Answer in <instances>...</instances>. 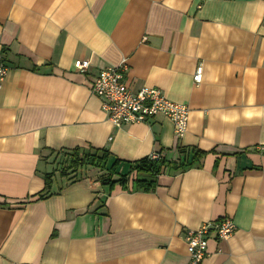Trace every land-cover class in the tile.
I'll return each mask as SVG.
<instances>
[{"label": "crops", "instance_id": "crops-1", "mask_svg": "<svg viewBox=\"0 0 264 264\" xmlns=\"http://www.w3.org/2000/svg\"><path fill=\"white\" fill-rule=\"evenodd\" d=\"M0 43V264H189L185 230L224 217L235 231L210 232L197 264H264V0H0ZM123 60L131 89L188 107L181 139L164 116L107 119L90 83ZM179 144L200 165L163 169L153 192L52 164L104 148L123 173Z\"/></svg>", "mask_w": 264, "mask_h": 264}, {"label": "built area", "instance_id": "built-area-1", "mask_svg": "<svg viewBox=\"0 0 264 264\" xmlns=\"http://www.w3.org/2000/svg\"><path fill=\"white\" fill-rule=\"evenodd\" d=\"M74 68L83 73L89 67L88 60H75ZM128 69L126 60L118 65L106 66L94 76L90 89L100 100L101 109L114 126L146 122L156 116H164L173 124V132L177 139L185 134L188 125L189 109L182 103L169 100L157 87L140 86L131 89L125 82ZM8 66L4 60L3 46L0 43V81L5 77ZM202 66L198 65L192 75L193 82L201 81ZM264 153V146H260ZM164 156L163 152H151V160ZM236 225L230 217H224L217 223L205 222L195 230H185L184 240L189 254V264H197L207 254V240L210 232L217 239L225 240L235 231Z\"/></svg>", "mask_w": 264, "mask_h": 264}, {"label": "trees", "instance_id": "trees-1", "mask_svg": "<svg viewBox=\"0 0 264 264\" xmlns=\"http://www.w3.org/2000/svg\"><path fill=\"white\" fill-rule=\"evenodd\" d=\"M205 152L188 146L177 145L175 160H166L165 156L151 160L148 156L133 162H128L127 170L123 173L118 172V167L122 163L121 160L115 158L104 148H88L80 149L75 147L66 150L62 154L63 167L60 172L62 174L74 173L78 168L85 166L94 167L98 170H104L99 179L108 185L117 183L123 189H135L145 192H153L156 188L157 177L165 168L174 170H183L193 166L195 163L200 165V158ZM103 175V176H102ZM112 175L117 178L112 179ZM51 173L44 175L45 188L48 187ZM44 194L36 195V198H43Z\"/></svg>", "mask_w": 264, "mask_h": 264}, {"label": "rangeland", "instance_id": "rangeland-1", "mask_svg": "<svg viewBox=\"0 0 264 264\" xmlns=\"http://www.w3.org/2000/svg\"><path fill=\"white\" fill-rule=\"evenodd\" d=\"M52 164L55 166L56 169L61 170V168L63 167L62 157H60V155L58 154H53ZM56 178L59 179L58 176H56Z\"/></svg>", "mask_w": 264, "mask_h": 264}, {"label": "bare ground", "instance_id": "bare-ground-1", "mask_svg": "<svg viewBox=\"0 0 264 264\" xmlns=\"http://www.w3.org/2000/svg\"><path fill=\"white\" fill-rule=\"evenodd\" d=\"M184 239V238H183Z\"/></svg>", "mask_w": 264, "mask_h": 264}]
</instances>
